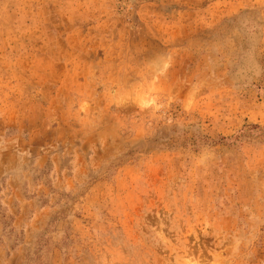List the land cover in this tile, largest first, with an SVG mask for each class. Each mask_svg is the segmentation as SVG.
<instances>
[{"label": "rangeland", "instance_id": "374dc122", "mask_svg": "<svg viewBox=\"0 0 264 264\" xmlns=\"http://www.w3.org/2000/svg\"><path fill=\"white\" fill-rule=\"evenodd\" d=\"M0 264H264V0H0Z\"/></svg>", "mask_w": 264, "mask_h": 264}]
</instances>
